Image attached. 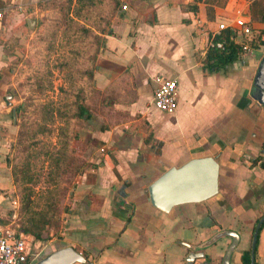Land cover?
<instances>
[{"label":"crops","instance_id":"1","mask_svg":"<svg viewBox=\"0 0 264 264\" xmlns=\"http://www.w3.org/2000/svg\"><path fill=\"white\" fill-rule=\"evenodd\" d=\"M34 1L0 0V5L12 6L0 19V29L18 17L17 4ZM122 4L102 35L92 71L96 125L86 133L101 152L95 164L74 178L62 216V243L52 246L51 238L42 247L72 246L84 260L71 264H186L187 249L178 242L183 240L202 249L210 264H220L230 236L207 245L203 240L225 228L238 234L228 264H243L240 255L250 247L253 222L264 213V108L249 96L254 69L264 55V20L259 18L264 0ZM236 9L251 25L250 33L237 32L236 38L253 39L248 41L251 51H240L223 68L206 70L202 58L208 35ZM156 74L177 80V105L171 112L151 104ZM6 106L0 97V133L12 127ZM2 149L0 139V153ZM215 152L218 193L167 211L149 202L144 189L167 166ZM3 163L0 188L5 187ZM5 192L0 203L13 207L14 195ZM254 260L264 264V223Z\"/></svg>","mask_w":264,"mask_h":264},{"label":"rangeland","instance_id":"2","mask_svg":"<svg viewBox=\"0 0 264 264\" xmlns=\"http://www.w3.org/2000/svg\"><path fill=\"white\" fill-rule=\"evenodd\" d=\"M124 1L35 0L15 8L18 17L0 29V97L9 100L12 125L0 133L5 168L0 195L6 190L16 201L13 207L0 203V223L21 229L39 211L54 218L43 227V238H28L38 258L55 248L42 247L48 239L52 246L62 243L74 178L100 155L99 143L86 133L96 125L92 71L102 35ZM131 9L129 4L126 11ZM78 102L87 104L88 115H76ZM26 197L28 207L22 204Z\"/></svg>","mask_w":264,"mask_h":264},{"label":"water","instance_id":"3","mask_svg":"<svg viewBox=\"0 0 264 264\" xmlns=\"http://www.w3.org/2000/svg\"><path fill=\"white\" fill-rule=\"evenodd\" d=\"M28 26L32 25V19L27 18ZM249 96L264 108V55L258 60L254 69ZM7 98V95H5ZM9 103V100H6ZM218 161L211 154L191 156L178 165H169L154 177L145 187L149 202L156 208L167 211L172 205L201 201L213 195L217 191ZM264 220L262 214L252 233L250 264H253V246L255 235L259 224ZM229 235L231 237L225 249L222 264H228L231 249L235 245L238 235L231 229H224L204 242H210L217 236ZM191 253V252H190ZM201 252H195L198 256ZM84 257L80 252L70 245H61L49 250L39 257L34 264H71L73 262H83ZM189 262V259H186ZM200 264H206L204 262Z\"/></svg>","mask_w":264,"mask_h":264},{"label":"built area","instance_id":"4","mask_svg":"<svg viewBox=\"0 0 264 264\" xmlns=\"http://www.w3.org/2000/svg\"><path fill=\"white\" fill-rule=\"evenodd\" d=\"M125 5L121 4V8ZM12 6L7 4L0 8V19ZM17 9L22 5L17 4ZM235 15L228 19H220L215 29L208 35L206 46H214L222 49L224 47L221 39H214L222 29L229 30V39L240 45L241 51L250 52L251 47L243 40H237V32L248 34L251 31L249 20L243 15L242 9H236ZM154 87L151 92V104L164 112H171L177 105V80L175 77H167L156 74L153 76ZM30 234L20 229H14L9 224H0V264H34L38 258L39 251L32 250ZM29 238V239H28Z\"/></svg>","mask_w":264,"mask_h":264},{"label":"trees","instance_id":"5","mask_svg":"<svg viewBox=\"0 0 264 264\" xmlns=\"http://www.w3.org/2000/svg\"><path fill=\"white\" fill-rule=\"evenodd\" d=\"M78 2L83 3H92L93 0H77ZM215 1V0H212ZM256 3H260V0H254ZM259 18L261 20H264V14L259 13ZM109 31V30H108ZM214 39H221L223 41L224 47L222 49L216 48L214 46H208L205 50V54L202 58V67H204L206 70H217L219 68L225 67L228 63L235 60L240 51V45L233 42L231 39H229V30L228 29H222L219 34H217ZM88 109L89 107L87 104L83 102H78L76 104V115L82 116V115H88ZM256 158L252 159L255 160ZM261 163L264 165V160L261 161ZM27 197L26 201L22 202L24 204V207H28L29 203H27ZM28 223L23 225L20 230H22L25 233L33 235L35 238H43L44 236L41 235V231L45 225H50L55 222V219L53 218V221L50 217L46 216L44 212H36V216L29 215L27 219ZM257 239V235L255 238V241ZM242 261L245 264H249V253L246 251L244 253V256L242 257ZM254 264H259L254 262Z\"/></svg>","mask_w":264,"mask_h":264},{"label":"flooded vegetation","instance_id":"6","mask_svg":"<svg viewBox=\"0 0 264 264\" xmlns=\"http://www.w3.org/2000/svg\"><path fill=\"white\" fill-rule=\"evenodd\" d=\"M210 154L213 155V156H215V157H216V155H217L216 152H215V153H210ZM254 158H256V159L252 161V159H254ZM257 159H258L257 156H256V157H252V158L250 159L249 165L255 163V162L257 161ZM261 161H262V160H261ZM261 161H260V163H261ZM261 164H262V163H261ZM262 165H263V164H262ZM217 176H218V174H217ZM216 193H218V192L216 191L214 194H216ZM263 214H264V213H263ZM261 215H262V214L258 215V216L255 218L254 222H253L252 230H251V239H252V233H253V230H254V228H255V225H256V223L258 222V219H259V217H260ZM263 223H264V220L259 224V227H258V229H257V233H256L257 238H258V232H259V229H260V227L262 226ZM214 224H216V223L214 222ZM218 226H219V225H218ZM224 229H225V228H223V229H219V230H217L216 232H214L213 234H215V233H217V232H219V231H221V230H224ZM213 234H211V235L209 236V238H211V237L213 236ZM226 235H227V234H226ZM237 235H238V234H237ZM256 235H255V238H256ZM221 236H223V235H221ZM227 236H229V235H227ZM209 238H206V239L203 240V241L205 242V241L208 240ZM218 238H220V236H217L214 240H212V241H210V242H207V243H205V244H204V242H203V244H204V245H207V244H209V243L212 244V243H214ZM230 239H231V237H230ZM251 239H250V247L247 248V249H245V250H243V251L241 252V255H240V259H241V262H242L243 264H245V263L242 261V257L244 256V253H245L246 251H248V253H249V264H250ZM237 241H238V239H237ZM237 241H236V243H237ZM256 241H257V239H256ZM256 241L254 242V246L252 247V248H253V252H252V256H253V264H254V262H256V261L254 260V250H255ZM178 242H179L181 245H183V246L187 249V250H186V253L184 254V257H183V260H184V262H185L186 264H192V263L194 262V260L197 259V258H201V259H202V261H201L200 263L204 262V263H206V264H210L209 260L206 259V258L204 257V253H203V250H202V249H200V248L194 249L195 247H194L191 243L186 242V241H183V240H179ZM229 242H230V241H229ZM229 242H228V244H229ZM236 243H235V244H236ZM228 244H227V246H228ZM227 246H226V247H227ZM226 247H225V249H226ZM190 252L193 253V254H194L195 252H201V253H200V255L195 256V255L191 254ZM224 252H225V250H224ZM224 252H223V254H222L221 258H220V264H222V260H223ZM37 259H38V258H37ZM186 259H189L190 261L187 262ZM228 261H229V258H228ZM256 263H258V262H256ZM259 264H260V263H259Z\"/></svg>","mask_w":264,"mask_h":264}]
</instances>
